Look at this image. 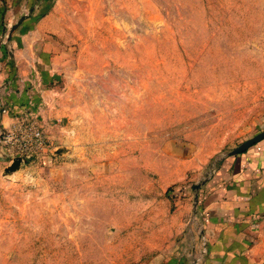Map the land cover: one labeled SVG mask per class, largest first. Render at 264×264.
I'll use <instances>...</instances> for the list:
<instances>
[{
	"label": "rangeland",
	"instance_id": "rangeland-1",
	"mask_svg": "<svg viewBox=\"0 0 264 264\" xmlns=\"http://www.w3.org/2000/svg\"><path fill=\"white\" fill-rule=\"evenodd\" d=\"M20 110L50 151L0 157V264H196L194 185L264 130V0H0V138Z\"/></svg>",
	"mask_w": 264,
	"mask_h": 264
},
{
	"label": "crops",
	"instance_id": "crops-1",
	"mask_svg": "<svg viewBox=\"0 0 264 264\" xmlns=\"http://www.w3.org/2000/svg\"><path fill=\"white\" fill-rule=\"evenodd\" d=\"M1 123L4 130L14 119ZM5 155L0 141V157ZM195 199L204 219V257L196 264H264V139L221 158Z\"/></svg>",
	"mask_w": 264,
	"mask_h": 264
},
{
	"label": "built area",
	"instance_id": "built-area-1",
	"mask_svg": "<svg viewBox=\"0 0 264 264\" xmlns=\"http://www.w3.org/2000/svg\"><path fill=\"white\" fill-rule=\"evenodd\" d=\"M13 119L14 123L3 130L0 138L10 160L19 158L22 164L46 154L49 149L47 131L32 113L20 110Z\"/></svg>",
	"mask_w": 264,
	"mask_h": 264
},
{
	"label": "water",
	"instance_id": "water-1",
	"mask_svg": "<svg viewBox=\"0 0 264 264\" xmlns=\"http://www.w3.org/2000/svg\"><path fill=\"white\" fill-rule=\"evenodd\" d=\"M25 18V16L20 17V19L18 20V22L16 24H14L11 28L10 33L18 26V24H20L23 19ZM264 139V130L261 132L256 133L255 135H253L252 137L246 139L245 141H243L242 143H240L238 146H236L233 150H231L229 153L230 154H237L240 152L245 151L248 147H250L251 145L257 143L258 141ZM20 164V159L16 158L14 159L11 164L8 167V170H14L15 168H17V166ZM200 186V183L195 184L194 188L198 189ZM196 200V199H195Z\"/></svg>",
	"mask_w": 264,
	"mask_h": 264
}]
</instances>
